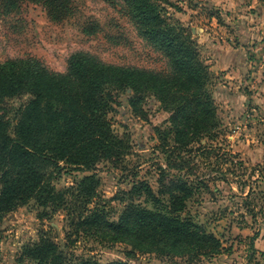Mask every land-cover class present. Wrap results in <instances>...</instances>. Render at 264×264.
Instances as JSON below:
<instances>
[{"label": "trees", "instance_id": "16d2710c", "mask_svg": "<svg viewBox=\"0 0 264 264\" xmlns=\"http://www.w3.org/2000/svg\"><path fill=\"white\" fill-rule=\"evenodd\" d=\"M3 1L14 6L23 0ZM30 1L42 4L55 21L73 11V0ZM123 1L140 34L168 59L170 73L107 63L82 51L70 55L65 72L50 70L32 57L0 61V228L7 213L35 200L51 213L65 209L74 235L130 249L125 260L100 261L68 252L43 232L38 242L23 247L19 263L133 264L130 259L147 253L195 262L224 250L219 237L185 215L189 199L208 187L204 178H190L191 155L213 153L220 135L214 73L192 30L168 17L160 0ZM120 93L128 95L137 115H143L147 98L160 102L170 117L167 127L155 128L158 148L169 152L171 169L189 172L172 175L159 194L146 181L133 184L129 195L143 196L151 206L132 199L113 220L97 199L96 170L102 162L118 167L131 153L130 138L113 129L109 116ZM21 96L29 98L10 108L9 117L8 101ZM205 139L210 142L202 144ZM71 170L92 173L57 189L54 181Z\"/></svg>", "mask_w": 264, "mask_h": 264}, {"label": "rangeland", "instance_id": "374dc122", "mask_svg": "<svg viewBox=\"0 0 264 264\" xmlns=\"http://www.w3.org/2000/svg\"><path fill=\"white\" fill-rule=\"evenodd\" d=\"M160 3L172 20L181 21L191 30L196 27V30L213 32L222 42L241 48L239 51L247 57L248 64L240 78H229L234 74L227 70H211L222 122L220 135L213 142L217 145L213 153L197 152L190 160L193 170L190 178H204L208 187L202 186L189 199L185 215L219 237L224 250L195 262L187 257L155 253L138 254L130 262L264 264V0H160ZM192 33L196 37L197 32L192 30ZM78 51L107 63L171 72L168 59L140 34L123 0H73L71 15L62 21L53 20L40 3L23 0L11 6L0 0V61L32 57L50 70L65 72L70 55ZM201 54L206 61L205 52ZM253 71L257 74L252 77ZM229 87L235 91L233 95L227 93ZM236 91H242L245 96ZM28 98L10 99L8 116H12L10 108ZM142 107L143 115L135 114L128 95L120 93L115 110L109 115L113 129L126 134L131 143V153L122 165L116 167L102 162L96 170L100 180L97 199L106 206L113 220L118 219L125 204L132 199L151 206L144 202L143 196L129 195L133 184L146 181L159 194L170 183L172 175L184 176L189 172L171 169L169 152L158 148L160 142L155 128L167 127L170 114L154 97L147 98ZM207 142L210 141L205 139L202 144ZM91 173L71 170L54 183L62 190ZM221 174L227 179H221ZM45 211L48 215L44 216ZM43 232H49L68 252L100 261L125 260V251L130 249L124 243L111 245L85 235H74L65 209L51 213L50 209L30 200L2 220L0 264H23L19 263L23 247L38 242ZM254 235L257 236L252 243Z\"/></svg>", "mask_w": 264, "mask_h": 264}, {"label": "crops", "instance_id": "0c3cea01", "mask_svg": "<svg viewBox=\"0 0 264 264\" xmlns=\"http://www.w3.org/2000/svg\"><path fill=\"white\" fill-rule=\"evenodd\" d=\"M211 25H214V23H211ZM192 30L193 32H197L196 38L201 45L202 53L205 52V54L207 55L206 62L210 65L211 70L215 72L227 70L231 75L232 73L234 74L233 76H228L229 78L242 77V70L245 69L248 61L247 57H244V55H242V52L239 51V49L241 48H235L231 44L222 42L214 34H212L213 32H209L208 30L203 31L199 28L198 30H196V27H193ZM212 30L215 34H217L215 28ZM253 74L257 73L253 71L252 77ZM223 87V89L227 90L226 85H223ZM236 92L238 94H241L242 96H245L242 91ZM227 93L229 95H233L235 91L231 90V87H229V92Z\"/></svg>", "mask_w": 264, "mask_h": 264}]
</instances>
